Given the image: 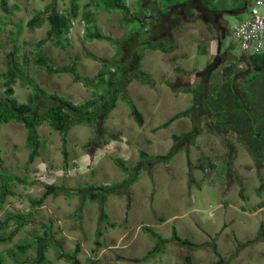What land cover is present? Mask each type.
<instances>
[{
    "label": "rangeland",
    "instance_id": "374dc122",
    "mask_svg": "<svg viewBox=\"0 0 264 264\" xmlns=\"http://www.w3.org/2000/svg\"><path fill=\"white\" fill-rule=\"evenodd\" d=\"M73 1L6 0L4 5L0 0V99L6 95L3 82L8 79L9 54L15 47L21 70L29 72L47 92L77 104L102 98V88L94 95L95 87L75 81L68 71H59L76 63L83 76L97 77L103 64L93 56H116L108 40L85 38L84 15L90 12L104 34L116 39H124L138 22L128 26L118 9L108 11L97 0H76L79 15L72 21L68 45L62 48L51 40L42 45V53L56 70L49 72L45 64L36 62L37 42L46 36L49 24L35 30L26 24L53 2L60 12L69 14ZM127 3L136 14L138 0ZM237 4L224 2L226 9ZM224 17L228 33L219 54L209 56L200 48L214 35L212 29L218 28L215 16L203 13H194L180 30L163 35L171 51L146 49L140 69L152 83L134 78L123 86L108 117L101 111L95 123H71L66 136L67 166L63 135L48 121L38 126L42 145L32 163H28V128L15 120L0 124V198L4 197L0 255L6 264H72L67 257H58V248L62 246L71 255L78 244L80 264H264V206L259 207L264 201V159L257 165L237 137L210 129L214 121L204 110V100L194 111L193 93L184 91L206 84L210 72L222 75L247 66L237 64L245 53L232 31L250 12ZM18 24L23 25L20 33ZM134 57L130 48L120 56L131 76L137 71ZM124 77L118 75L117 84ZM13 87L17 99L28 102L33 88L21 77ZM205 89L206 85L203 95ZM127 98L143 114V124L132 115ZM178 113L183 115L163 126ZM120 129L124 138L119 137ZM142 150L149 155L142 157ZM119 160L131 168V174H138L130 185L125 178L131 174L121 168ZM46 184L55 186L57 194L49 195L40 206L33 205L31 198L42 197ZM103 185L116 187L118 192L101 191ZM93 191H100L98 197L90 196ZM174 227L199 247L180 244L173 238ZM152 232L167 241L161 243ZM9 234L11 239L2 241ZM19 245H27L26 250Z\"/></svg>",
    "mask_w": 264,
    "mask_h": 264
},
{
    "label": "trees",
    "instance_id": "16d2710c",
    "mask_svg": "<svg viewBox=\"0 0 264 264\" xmlns=\"http://www.w3.org/2000/svg\"><path fill=\"white\" fill-rule=\"evenodd\" d=\"M5 1L3 0L4 5ZM97 1L108 11L112 9L121 11L124 14L122 21L128 26L134 21H137L138 24L135 25L134 29L128 31L124 39H116L112 36H106L91 17V13L86 12L83 18L87 23L85 38L89 41L95 39L108 40L115 47L116 56L111 59H101L91 55L103 64V69L97 77L83 76L78 71L76 63H73L69 69L62 68L59 71H68L75 81L82 82L87 87H95L94 95L97 94L98 88H102L101 99L95 100L92 98L77 104L59 94L49 93L33 78L29 77V72L21 70L15 59L18 48L15 47L9 54V67L6 72L8 79L3 82V85L6 87V95L3 99H0V124L15 120L23 123L28 128L27 146L31 148L28 163L34 162L36 157L40 155L42 143L39 139L38 126L48 121L54 129L59 130L63 135L64 164L67 166L69 164V152L66 147V136L70 124L73 122L95 123L99 120L101 111L105 117H108L110 112L116 107L117 97L123 91V86L127 85L134 78L152 83L150 77H148V80H145L146 73L140 69L145 50L171 51L173 47L169 44L168 40H164L163 35L166 37L169 34L172 35L174 30H180L184 26L185 21L194 16L197 7L205 6L210 8L214 0H138L139 10L136 14L130 9L127 0ZM242 3L245 4V2ZM4 8L6 9L5 6ZM210 9L212 10L214 7ZM78 15L79 6L76 0L73 1L69 14L60 12L55 2H53L51 6H48L46 11L36 14L27 22L26 25L30 30L40 28L45 22L49 24L46 36L37 42L39 52L36 58V62L40 65L45 64L49 72L56 70L49 63V57L42 53V45L51 40L55 45L65 48L70 41L68 34L71 31L72 21ZM218 17L219 15H216V19ZM17 26L18 33H20L23 30V25L18 24ZM144 32L149 33L147 37L142 36ZM227 33L228 30L224 29L223 26L218 28L220 39ZM155 35H157L156 38ZM129 48L131 52L136 53V58L134 57L137 70L135 71V76H131L125 72V68H127L126 63L120 59V56L128 51ZM238 62L246 63L247 66L245 68L235 67L232 72L222 75L216 71L210 72L206 84H196L194 88L187 87L184 91L193 93L194 107H196L194 111L199 108L204 100V110L206 113H209L211 119L214 121V125H208L210 129L215 127L218 130L229 132V134L237 137L246 146L257 165H260L264 159V52L245 54L244 59L241 58ZM238 62L237 64H239ZM112 68L115 69L114 72H112ZM108 73L109 75L106 76ZM121 73L126 74V77L117 84L116 80ZM18 77H21L26 85L33 88V91L29 94L28 102H20L14 95L13 84ZM205 85L206 89L203 95L202 90ZM127 103L131 107V113L134 118L140 124H143L144 118L138 107L130 98H127ZM183 113L187 114V112ZM182 115V113L175 114L163 126H168L173 120ZM192 118H194V115ZM100 131L102 130L100 129ZM141 155L142 157H146L149 154L145 150H142ZM119 165L124 171L132 173L131 168L123 160H119ZM137 177L138 174H131L130 178H125L127 185L135 182ZM6 187L7 185L2 187L1 193H5ZM45 187L46 190L42 197L31 198L33 205L40 206L49 195L52 193L57 194L55 186L46 184ZM110 187L109 185H103L99 189L101 191L106 190L107 193L110 190H114L113 186ZM114 191L118 192L116 187ZM99 193L100 191H93L90 193V196L95 198L98 197ZM3 201L4 197L0 198V204ZM103 203L104 201L100 202L102 205ZM263 206L264 201L260 203L259 207ZM102 212L106 213L104 208H102ZM11 217L13 218L14 216ZM100 232L98 233L100 234ZM152 233L157 236L161 243L167 241L161 234ZM12 234L2 238V241L11 239ZM173 238L182 245L190 247H199L200 245L191 242L187 238H182L178 234L176 227L173 228ZM38 241H40V238ZM18 247L26 250L27 245H19ZM39 249L40 253L44 250V247L42 246ZM79 250L80 244L76 246V249L70 255L64 252L62 246H59L58 257H67L72 264H80L77 256ZM214 250L219 257V261H222L221 253L216 248ZM187 261L190 263V256H187ZM0 264H6L1 255Z\"/></svg>",
    "mask_w": 264,
    "mask_h": 264
},
{
    "label": "built area",
    "instance_id": "2783aa9c",
    "mask_svg": "<svg viewBox=\"0 0 264 264\" xmlns=\"http://www.w3.org/2000/svg\"><path fill=\"white\" fill-rule=\"evenodd\" d=\"M264 0H252L250 17L233 28L232 36L245 54L264 52Z\"/></svg>",
    "mask_w": 264,
    "mask_h": 264
},
{
    "label": "crops",
    "instance_id": "0c3cea01",
    "mask_svg": "<svg viewBox=\"0 0 264 264\" xmlns=\"http://www.w3.org/2000/svg\"><path fill=\"white\" fill-rule=\"evenodd\" d=\"M194 1H197V0H194ZM234 1H236V3H238L237 4L238 7L233 8V9H226L225 8L224 2H226V0H214L210 5V8L214 7V9L211 10L210 8H207L205 6L204 7L203 6L197 7V9L195 10V13H198V14L203 13L205 15H209L212 17L215 16V19H216V15H219V17L214 21V26H217L218 28L223 26L224 29H227V27L225 25L224 15L225 14H237V13L242 12L244 10L249 11V5H250L252 0H234ZM242 2H245V4H243ZM218 21H220V22L218 23ZM221 21H223V22H221ZM218 28L215 29V27H214V29H212V32L214 35L209 40L204 42L202 47H200L203 50H205V54H208L209 56L219 54L221 52L222 48L224 47L223 39L225 38V36L222 39H220L219 34H218ZM192 57H193V55L190 58H188L187 61H191ZM143 118H144V116H143ZM119 133H120L119 137L124 138V133H123L122 129H120Z\"/></svg>",
    "mask_w": 264,
    "mask_h": 264
},
{
    "label": "water",
    "instance_id": "95a60500",
    "mask_svg": "<svg viewBox=\"0 0 264 264\" xmlns=\"http://www.w3.org/2000/svg\"><path fill=\"white\" fill-rule=\"evenodd\" d=\"M251 4V3H250ZM247 5V4H246Z\"/></svg>",
    "mask_w": 264,
    "mask_h": 264
}]
</instances>
